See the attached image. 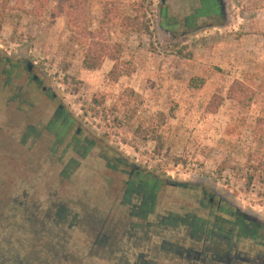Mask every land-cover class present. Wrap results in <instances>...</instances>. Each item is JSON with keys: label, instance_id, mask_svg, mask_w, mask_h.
I'll list each match as a JSON object with an SVG mask.
<instances>
[{"label": "rangeland", "instance_id": "rangeland-1", "mask_svg": "<svg viewBox=\"0 0 264 264\" xmlns=\"http://www.w3.org/2000/svg\"><path fill=\"white\" fill-rule=\"evenodd\" d=\"M57 2L0 8V264H191L189 249L227 247L187 231L219 214L202 186L264 220V0H224L226 17L197 30L194 0H88L89 28L124 46L131 73L117 81L109 58L84 66ZM21 56L56 100L14 66ZM236 80L249 102L230 96ZM58 102L71 135L79 125L93 142L84 155L55 149ZM133 167L160 181L145 213L143 196L126 197Z\"/></svg>", "mask_w": 264, "mask_h": 264}, {"label": "flooded vegetation", "instance_id": "flooded-vegetation-1", "mask_svg": "<svg viewBox=\"0 0 264 264\" xmlns=\"http://www.w3.org/2000/svg\"><path fill=\"white\" fill-rule=\"evenodd\" d=\"M192 16L188 17V21H194L195 28L202 29L212 27L217 17H226V4L224 0H194ZM161 4L165 5L166 0H161ZM167 8L161 9V17L167 12ZM210 18L213 21L199 25L195 21L196 17ZM21 58V59H20ZM19 61L15 63V67L25 69L28 73V80L34 82L41 90L52 100L58 98L57 93L52 87L43 85L40 76L34 72V65L26 57L21 56ZM77 123V119L68 111L63 102H58L49 119L47 120L46 129L49 134L54 136L61 145L66 148H72L81 155H84L92 141L85 137L81 139L83 134L82 127L77 125L75 132L71 135V130ZM89 144V146L87 145ZM75 162V161H72ZM136 167H133V169ZM130 171V179L126 181V197L130 198L132 194H140L143 196V207L141 213L147 211L146 206H150V201L154 199V188L149 189L144 176L138 179L133 176ZM140 176V172H137ZM203 182V181H202ZM217 196L206 187L202 186V196L208 202L209 207L216 209L219 214H211L213 220L196 218L193 221L185 222L187 231L192 237L208 238L223 237L227 242V247L222 249H211L203 246L200 250H187V255H194L191 264H264V220L254 216L241 208L234 201L227 197L223 192L211 186ZM217 198V199H216ZM183 252H180L182 254Z\"/></svg>", "mask_w": 264, "mask_h": 264}, {"label": "trees", "instance_id": "trees-1", "mask_svg": "<svg viewBox=\"0 0 264 264\" xmlns=\"http://www.w3.org/2000/svg\"><path fill=\"white\" fill-rule=\"evenodd\" d=\"M36 3H43L47 2V0H34ZM58 7L56 9L57 14H63L67 17V22H75L71 23L72 31H73V38L76 43L84 45L85 47V57L83 60V64L87 69L95 70L101 67L104 60L109 58L113 60L115 63L109 72L110 78L112 80L117 81L120 76L122 75H129L131 70L127 67V62L122 60V54L124 51V46L120 42H111L105 36V29L102 26L99 29H90L89 28V15L87 12V2L88 0H57ZM11 0H0V8L2 10H6L10 5L9 3ZM40 5V4H39ZM84 11V13H83ZM84 15V23H80L81 19L80 16ZM72 19V21H70ZM78 23L83 24V27H79ZM230 96L234 99H237L240 102H249L248 98L250 96L251 91L243 82L236 80L231 89H230ZM163 116V115H162ZM54 137V136H53ZM55 142V149L57 150L61 144L60 142L54 137ZM257 165L262 167L264 171V161L259 159L257 161ZM140 172V176L137 175V172ZM144 179L146 180V184L149 189L154 188V199H152L149 203L152 208L155 202V191L158 188L160 181L156 176H153L149 173H145ZM144 173L135 168L133 176L138 179L143 178ZM253 173L249 178L250 180L253 178ZM149 207L146 206L145 209L149 210Z\"/></svg>", "mask_w": 264, "mask_h": 264}]
</instances>
